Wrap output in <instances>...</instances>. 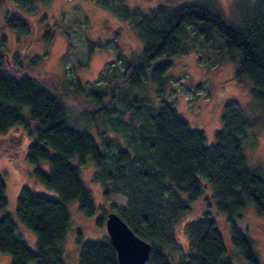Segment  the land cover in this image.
Returning <instances> with one entry per match:
<instances>
[{
	"label": "trees",
	"instance_id": "trees-1",
	"mask_svg": "<svg viewBox=\"0 0 264 264\" xmlns=\"http://www.w3.org/2000/svg\"><path fill=\"white\" fill-rule=\"evenodd\" d=\"M22 1L21 8H5L4 21L17 35H31L34 26L22 8L35 3ZM97 1L123 15L143 41L140 53L119 55L99 79L66 82L59 88L61 95L30 72L13 74L0 54V135L23 126L34 136L25 156L34 166L31 178L35 183H23L16 211L37 236L36 247L30 248L18 233L14 217L6 210L7 184L0 170V251L11 255L12 264H67L62 243L71 224L69 204L78 202L85 216L96 211L93 193L79 167L90 158L96 165L94 179L103 184L107 198L111 194L127 196V206L115 212L151 244L147 264H236L213 214V202L216 212L227 219L235 250L248 264H262L249 236L251 222L244 219L250 204L264 217V175L249 165L244 147L248 127L259 120L245 115L239 102L230 99L223 112V126L216 130L215 142L209 143L204 130L192 127L167 99L165 79L172 65L170 58L191 48L187 40L190 29L207 47L219 37L223 44L220 60L233 64L234 79L251 84V94L264 110V0H256L240 26L224 18L219 0L160 4L147 11L126 8L119 0ZM101 46L108 47L110 42L92 41L89 50ZM163 56L169 59L155 64L149 74L152 63ZM149 76L159 104L128 93L124 100L133 109L131 116L123 112L125 101L123 111L114 113L119 102L115 99L117 89L139 91ZM67 95L78 103L80 98L88 102L81 112L86 124L70 119L71 108L63 99ZM25 108L37 124L30 125ZM98 119L105 124L100 125ZM121 134L125 144L118 138ZM41 162H48L49 169ZM207 188L212 190L206 197L207 208L188 224V247L174 261L173 253L180 249L175 225ZM106 217L98 223H105ZM78 241V264H120L108 234L85 242L80 234Z\"/></svg>",
	"mask_w": 264,
	"mask_h": 264
},
{
	"label": "rangeland",
	"instance_id": "rangeland-1",
	"mask_svg": "<svg viewBox=\"0 0 264 264\" xmlns=\"http://www.w3.org/2000/svg\"><path fill=\"white\" fill-rule=\"evenodd\" d=\"M197 1L199 0H119V5L126 8L138 7L142 11H147L160 4L178 6ZM33 2L35 3L33 7L22 8L33 23V33L17 35L5 24V13L6 9L13 11L15 6L21 8L24 1L0 0V54H3L5 65L13 74L30 72L43 79L54 93L61 94L59 88H64L66 82L95 81L104 70L117 62L119 55L131 57L143 49V41L131 23L123 15L120 16L100 5L97 0H29L27 3L30 5ZM219 2L222 5L224 18L235 26H240L244 18L253 11L256 0H219ZM189 31L187 40L189 39L191 48L170 58L172 65L165 79L167 99L174 102L192 127L204 130L209 143L215 142V132L223 126L222 116L226 103L230 99L237 100L245 115L259 120L256 126L248 127L244 147L249 165L259 169L264 175L262 105L252 96L251 84L233 78V64L220 60L222 40L214 37V45L207 47L203 38L195 36L191 29ZM92 41H109L110 46H101L91 52L89 43ZM167 59H169L167 56H163L155 60L148 73H151L155 64ZM119 68L123 71V66ZM127 94L139 99L150 98L153 105L159 104L156 87L150 76L143 82V87L139 91L117 89L115 99L119 102L112 110L114 113L123 111L121 109L125 106L124 98ZM63 99L71 108L69 117L72 122L78 125L86 124L81 112L87 108L88 102L80 98L81 102L78 103L68 95L63 96ZM125 103L126 111L123 112L124 114L127 112V117H130L133 109L127 105V101ZM24 114L31 126L37 124L30 117L28 108L24 109ZM98 122L104 125L106 121L103 123V120L98 119ZM89 126L96 130L94 124L90 123ZM123 135L118 138L125 144V135ZM33 139V134L23 126H15L3 136L0 135V170L3 171L7 184L6 210L14 217L18 233L30 248L36 247L37 236L32 229L21 222L16 206L23 183L27 182L31 185L35 183L31 178L34 166L25 156L28 145ZM113 149L116 147L113 146ZM74 161L76 164L79 163L78 159ZM40 165L49 169L48 162H41ZM79 167L83 180L93 193L96 211L91 216H85L78 202L69 204L71 224L66 240L62 243L67 264H78L81 252L79 235L81 234L84 242L103 238L108 234L106 222L99 224L98 220L104 215L107 216L109 212L116 211V208H125L128 200L127 196L119 194H111L107 198L103 184L94 179L96 165L93 160L88 158L85 163H79ZM211 192L212 190L207 188L202 196L191 202V208L176 223L180 249L173 253L174 261H177L179 254L188 247L187 226L200 217L207 208L206 197ZM212 211L225 236L229 254H232L231 258L236 264H248L233 247L227 219L223 214L216 212L214 202ZM2 215L3 212L0 211V217ZM244 219L251 222L252 231L249 236L253 238L261 263L264 264V217L258 215L250 204L244 211ZM0 264H12L11 255L0 251ZM31 264L36 263L31 262Z\"/></svg>",
	"mask_w": 264,
	"mask_h": 264
},
{
	"label": "water",
	"instance_id": "water-1",
	"mask_svg": "<svg viewBox=\"0 0 264 264\" xmlns=\"http://www.w3.org/2000/svg\"><path fill=\"white\" fill-rule=\"evenodd\" d=\"M106 228L120 264H147L151 244L137 235L120 214L115 211L108 213Z\"/></svg>",
	"mask_w": 264,
	"mask_h": 264
}]
</instances>
